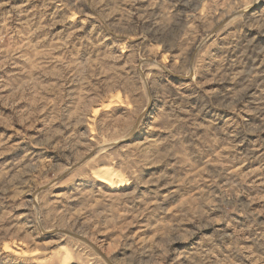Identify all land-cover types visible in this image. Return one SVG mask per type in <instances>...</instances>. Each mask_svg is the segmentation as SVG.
<instances>
[{
  "label": "rangeland",
  "instance_id": "374dc122",
  "mask_svg": "<svg viewBox=\"0 0 264 264\" xmlns=\"http://www.w3.org/2000/svg\"><path fill=\"white\" fill-rule=\"evenodd\" d=\"M0 264H264V0H0Z\"/></svg>",
  "mask_w": 264,
  "mask_h": 264
},
{
  "label": "bare ground",
  "instance_id": "6f19581e",
  "mask_svg": "<svg viewBox=\"0 0 264 264\" xmlns=\"http://www.w3.org/2000/svg\"><path fill=\"white\" fill-rule=\"evenodd\" d=\"M110 176H111V175H110ZM110 176H109V177H110ZM101 177H102V176H101ZM109 177H108V178H109ZM108 178L106 177V179H108ZM106 179H103V180L105 181ZM110 179H111V178H109V180H110ZM113 179H114V178H113ZM112 181H113V180H112ZM104 183H106V182H104ZM108 183H110V182H108ZM108 183H107V184H108ZM110 184L113 185L112 183H110ZM108 185H109V184H108ZM70 258H71V257H70ZM68 260H69V259H68Z\"/></svg>",
  "mask_w": 264,
  "mask_h": 264
}]
</instances>
